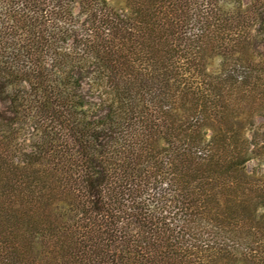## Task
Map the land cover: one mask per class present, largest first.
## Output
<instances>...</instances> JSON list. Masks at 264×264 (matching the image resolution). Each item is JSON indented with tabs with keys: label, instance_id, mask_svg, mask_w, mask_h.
<instances>
[{
	"label": "trees",
	"instance_id": "1",
	"mask_svg": "<svg viewBox=\"0 0 264 264\" xmlns=\"http://www.w3.org/2000/svg\"><path fill=\"white\" fill-rule=\"evenodd\" d=\"M0 264H264V0H0Z\"/></svg>",
	"mask_w": 264,
	"mask_h": 264
},
{
	"label": "rangeland",
	"instance_id": "2",
	"mask_svg": "<svg viewBox=\"0 0 264 264\" xmlns=\"http://www.w3.org/2000/svg\"><path fill=\"white\" fill-rule=\"evenodd\" d=\"M258 121H260V119H258Z\"/></svg>",
	"mask_w": 264,
	"mask_h": 264
}]
</instances>
